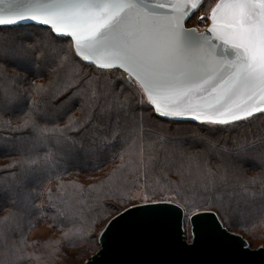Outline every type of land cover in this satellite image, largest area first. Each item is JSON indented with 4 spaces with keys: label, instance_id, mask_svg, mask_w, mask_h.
<instances>
[{
    "label": "snow or ice",
    "instance_id": "1",
    "mask_svg": "<svg viewBox=\"0 0 264 264\" xmlns=\"http://www.w3.org/2000/svg\"><path fill=\"white\" fill-rule=\"evenodd\" d=\"M28 21L39 39L4 31ZM256 120L264 125V0H0V132L11 133L0 150L15 140L24 156L0 172L42 177L22 193L26 228L24 213L0 217V264H26L25 232L49 213L64 238L87 225L101 251L116 221L161 205L209 213L222 233L254 234L264 224V133L249 137L245 126ZM102 159L114 162L105 179L64 178L69 164ZM156 169L162 180L149 183ZM57 244H44L49 255Z\"/></svg>",
    "mask_w": 264,
    "mask_h": 264
},
{
    "label": "water",
    "instance_id": "2",
    "mask_svg": "<svg viewBox=\"0 0 264 264\" xmlns=\"http://www.w3.org/2000/svg\"><path fill=\"white\" fill-rule=\"evenodd\" d=\"M154 207L164 210H134L116 221L104 238L103 251L99 244L84 264H264V248H253L240 233H222L209 213L188 219L173 205ZM187 219L191 240L182 231Z\"/></svg>",
    "mask_w": 264,
    "mask_h": 264
},
{
    "label": "trees",
    "instance_id": "3",
    "mask_svg": "<svg viewBox=\"0 0 264 264\" xmlns=\"http://www.w3.org/2000/svg\"><path fill=\"white\" fill-rule=\"evenodd\" d=\"M4 31H11L13 33L18 34L21 39H25V40L30 41L32 38L39 39L42 29H40L35 24H28V25H19V26H16L14 29H10V30L5 29ZM8 70L10 72L21 71L20 69L13 68L11 66L9 67ZM21 74H23V72H21ZM28 75H29L30 79H36L37 82H39V78L37 76L32 75V74H28ZM45 79H47V77H45ZM165 126L166 127H174V125H171L170 123H165ZM182 127H188V125H183ZM245 131L249 137H252L253 135H255L258 138L260 134L264 133V125H262L260 120H256L255 122L246 125ZM10 135H11V133L6 132V131L0 132V137H9ZM219 135H221L223 137H227L229 135H234V133L222 132ZM164 147L167 148L169 146L164 145ZM46 150H48V149L42 148V151H46ZM158 150L160 151L161 157H163L164 156L163 150L162 149H158ZM52 151L57 153L56 158L62 164L63 158L60 155V150L57 149L55 147V145H53ZM23 158H24V156H23L22 152L19 151L17 146H16V141L12 140L10 142V146L8 148H6L4 150H0V167L9 165L13 160L20 161ZM115 163H119V161L117 160V161H115ZM212 163L215 164L216 161L213 160ZM93 165H99V168H96ZM112 167H114V162L111 159L89 161L87 163V165H83V166L82 165L69 164L67 167V172L64 173V178L66 180H72L76 184L88 185V184L95 183L98 180L105 179L106 175L108 174L109 170ZM248 167H249V174H254V173L259 171V169L256 168L255 166L250 165ZM169 175H170V179H172V180L177 179V177L174 173H170ZM0 176L8 177L5 180V183L3 185H0V188L3 189V195L0 196V217H4L10 211H15L17 214L24 213L25 218L22 221V227L26 228L27 227V221H28L29 217L27 216L28 209L25 206V202L23 200L22 193L24 191H28V190L33 189V187L36 184V181L41 180L42 177H40L39 175H30L28 173H23L20 171L19 168L16 169V179L15 180L11 179L9 173L0 172ZM93 177H95L96 180H93ZM83 178H87L88 180L85 181V180H83ZM29 179H33V182L27 183L26 181H29ZM157 179L162 180V177H160V175H159V169L154 170L147 177V180L149 183H154ZM189 179H192V178L190 177ZM55 183H56V181H55V179H53L51 185L45 184L44 187L54 186ZM143 183H144V180L142 179L141 185ZM189 188H190V191H188L186 193V195L188 196L189 199H195L196 193L198 192V188H194L191 185H189ZM41 190L43 191V188H41ZM137 190H139L138 187H135L132 189V191H137ZM122 191L125 194H130V190L128 188H124V189H122ZM45 199H46V197H43L41 199V202L42 203L45 202ZM180 202L183 203L184 201L181 200ZM202 202L203 201H201V200H196V203H202ZM92 206L94 207V205H92ZM102 211H105V212L111 211L112 216H114L116 214L114 210H111L108 208H105ZM188 211L193 212V210H191V209H188ZM47 217L50 219L48 222L52 223L54 228L61 230L60 232L67 230L66 227H64V228L58 227L57 223H59V222L53 223V221L51 219V213H49ZM108 219H111V216H108L107 219H105L101 223H99L97 225V227L95 228V231L98 232V227L107 223ZM39 222H40V220L33 219L34 224L37 225ZM235 228L241 229V231H243L245 233V236H246V234L249 237L252 236V233L246 232L240 227H235ZM255 230H260L264 233V224L254 225L252 232H254ZM90 231H92V229L88 228L87 225H84L83 231L74 233L68 238L63 237V241H62L61 246H60L61 249H62V246H64L65 248H78V247L79 248H87L90 245L93 246V243L95 241H90V240L86 239L87 233ZM20 234L21 233L19 231L9 232L8 233L9 241L11 242V240H13V239H18ZM25 234L27 235V239L29 241V245L26 248V253L31 254L30 258L27 260L26 264H35L33 256H34V253L37 251L38 245L41 243V241L40 240H33L32 238H30V234L27 230H26ZM32 241H36V244L33 245L31 243ZM0 250L4 251V245L0 244ZM35 256L37 257V254H35ZM9 259H10V257H9Z\"/></svg>",
    "mask_w": 264,
    "mask_h": 264
},
{
    "label": "rangeland",
    "instance_id": "4",
    "mask_svg": "<svg viewBox=\"0 0 264 264\" xmlns=\"http://www.w3.org/2000/svg\"><path fill=\"white\" fill-rule=\"evenodd\" d=\"M189 26L193 25L190 24ZM201 27H203V25H201ZM83 180L87 181L88 179L83 178ZM26 182L31 183L33 182V179H29V181ZM191 215L192 212L188 211L187 218L189 219ZM188 219L186 228L188 230V238L189 240H191V226ZM49 220L50 219L47 216L44 219H40V222L37 224V226L29 232L30 238H32L33 240L41 241V243L39 242L40 244L38 243V249L33 256L35 264H84L85 261L90 258L91 255L95 254L98 250L99 243L97 241L93 243V246L90 245L87 248H65L64 246H62L61 249L60 246L63 241L62 232H60L61 230L54 228L53 224L48 222ZM102 226L98 227V232ZM230 230L244 235V237L247 238L253 248L264 245V233L260 230H255L253 232L254 234H252L251 237H249L247 234L245 236V233L241 231V229L231 227ZM57 240L59 241V244L55 245V247H57L59 250L56 251L53 255H49L50 250L46 249L44 247V244L49 241ZM3 253L4 251L0 250V255H3ZM35 254H37V257L35 256Z\"/></svg>",
    "mask_w": 264,
    "mask_h": 264
}]
</instances>
